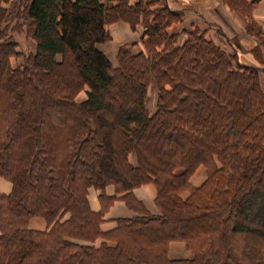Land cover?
Returning a JSON list of instances; mask_svg holds the SVG:
<instances>
[{"label": "trees", "instance_id": "trees-1", "mask_svg": "<svg viewBox=\"0 0 264 264\" xmlns=\"http://www.w3.org/2000/svg\"><path fill=\"white\" fill-rule=\"evenodd\" d=\"M3 1L0 175L12 188L0 191V264H264L261 69L197 26L180 41L171 27L183 11L167 3L150 9V0H29L23 7L35 51L18 54L5 36L16 19L10 14L20 9ZM223 1L251 8L260 0ZM116 21L132 29L140 23L143 31L142 47H118L114 65L98 44L111 38L106 26ZM20 24L16 19L11 29ZM20 55L23 62L14 65ZM58 67L67 82L51 79ZM72 68L81 71L76 82ZM81 90L86 96L78 100ZM39 94L50 104L41 108ZM170 138L186 146L169 148ZM200 165L206 177L194 185ZM148 182L156 186L158 212L133 191ZM91 188L99 190L98 210L89 202ZM117 199L134 214L103 230ZM34 217L45 228L30 227ZM175 240L190 257L169 255Z\"/></svg>", "mask_w": 264, "mask_h": 264}, {"label": "rangeland", "instance_id": "rangeland-1", "mask_svg": "<svg viewBox=\"0 0 264 264\" xmlns=\"http://www.w3.org/2000/svg\"><path fill=\"white\" fill-rule=\"evenodd\" d=\"M28 1L29 0L3 1V4L7 7H12L15 4L20 9V12H18V9L15 10V13H17L19 16L14 12L9 16L18 19L21 23L20 26H17V28L14 30L11 29L12 24H14L16 20L14 19L11 26L7 29V35L5 37L10 36L13 41L16 42L15 51H17L18 54L23 55H29L35 51V39L33 37L32 31L33 25L27 18H25V10L23 7V5H25ZM150 1H154V3L150 5V9H155L156 7L163 6L165 3H167L171 8L183 11V20L171 27L172 31L180 33V41L185 38V30H190L197 26L198 28L205 31V35L213 38L228 52L235 53L238 60H241L246 64L258 66L261 69V83L264 90V12L259 11L258 14L255 13L258 2L254 3L251 8L249 6L246 8H237L227 5L223 0ZM106 27L111 38L106 42L98 44V46L107 53L114 65L117 63L116 51L118 47L126 45L135 52L142 47L140 43L141 34L143 31L142 24L139 23L135 29H132L128 22L116 21L110 22ZM23 55L13 57V64L18 65L22 63L24 59ZM71 62H73V56L69 55L67 58V64H70ZM64 71L65 67L55 68L51 75V79L60 82L63 79L64 82H67L66 78H64L66 73ZM69 73L71 74L70 78L74 80V82H76L81 75V71L78 73L76 68H72ZM110 95L114 97L113 94ZM85 96V91L81 90L77 98L78 100H81L85 98ZM38 99V105L41 108H43L45 103L50 104L49 100L43 94H39ZM155 103L156 86L153 82L150 86L147 101L149 109H153L155 107ZM112 105L113 107L115 106L113 103ZM31 108L32 113L34 116H36V112L33 110V104ZM114 110L115 114L119 113L117 108H114ZM66 111L69 112V109L66 108ZM66 120L67 118L64 117L63 121L65 122ZM169 132L172 131L169 130ZM156 140L158 141V138H156ZM156 140H152L154 146L157 144ZM165 141L164 142L167 143L169 148L173 149H175L177 146H186V143L183 144L181 140L177 141L176 144L172 138L169 140L165 139ZM153 145L151 147L152 151L154 150L153 148H155ZM167 149L168 147L165 145L163 150L165 151ZM255 241L256 238L251 237L248 239L249 245L254 244V246H256ZM233 242L237 244L238 247L242 248V242Z\"/></svg>", "mask_w": 264, "mask_h": 264}, {"label": "crops", "instance_id": "crops-1", "mask_svg": "<svg viewBox=\"0 0 264 264\" xmlns=\"http://www.w3.org/2000/svg\"><path fill=\"white\" fill-rule=\"evenodd\" d=\"M259 11L264 12V0H260L257 3V8L255 9V13H259ZM130 28V27H129ZM131 29V28H130ZM206 177V169L203 165H200L194 174L191 176V183L194 185H199ZM12 188V183L0 175V191L1 192H9ZM134 193L137 198L141 199L146 207L151 212H158L159 209L155 204V196H156V186L152 182H148L142 184L136 188H134ZM106 192L108 194H113L115 192V187L113 185H107ZM187 192H185V195ZM99 190L95 188H91L89 191V202L91 207L94 210H98L100 208L99 201ZM134 214L132 210H130L123 200H115L113 205L109 208L108 212L105 215V220L101 223V227L103 230H110L115 227L116 222L115 218L119 216H126ZM30 227L36 229H43L46 226V222L41 217H34L30 221ZM101 239L98 238L96 240V244L100 243ZM169 255L172 258H188L191 256V252L186 248L185 243L183 241L175 240L170 243L169 246Z\"/></svg>", "mask_w": 264, "mask_h": 264}]
</instances>
